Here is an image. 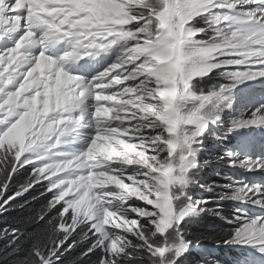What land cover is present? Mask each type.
<instances>
[{
	"label": "snow or ice",
	"instance_id": "snow-or-ice-1",
	"mask_svg": "<svg viewBox=\"0 0 264 264\" xmlns=\"http://www.w3.org/2000/svg\"><path fill=\"white\" fill-rule=\"evenodd\" d=\"M40 200L0 264H264V0H0V216Z\"/></svg>",
	"mask_w": 264,
	"mask_h": 264
},
{
	"label": "trees",
	"instance_id": "trees-1",
	"mask_svg": "<svg viewBox=\"0 0 264 264\" xmlns=\"http://www.w3.org/2000/svg\"><path fill=\"white\" fill-rule=\"evenodd\" d=\"M39 191L40 190L37 189V192L34 193V194L38 195ZM26 199L31 201V196H26ZM16 203H23V201L18 198ZM43 203H44L43 200H40L39 203L33 202L32 207L27 209V210H25V211H21L20 209L15 208V206H14L13 210H10L8 213L0 216V228H3L5 226H7V224L13 222L14 218H16V217H19L21 215H25L26 216L30 212H32L33 209H39V207ZM38 227H39L38 224L33 223V224L29 225V230H31L32 228H38ZM211 227L212 226L210 225V228ZM238 254H239V250H237V249H230V248H227V247H220V248H216L215 251H214V260L218 261V264H233V261H234V259H236V256ZM224 256L230 258V260H232V262L230 263L228 261V259H226V257H224ZM94 259L95 258L93 257V260ZM199 260H200V256L198 254H196V253L194 254L193 257L191 256V259H190L191 263H197V264H199ZM206 262L208 264H210L209 260H206ZM191 263H189V264H191Z\"/></svg>",
	"mask_w": 264,
	"mask_h": 264
},
{
	"label": "rangeland",
	"instance_id": "rangeland-1",
	"mask_svg": "<svg viewBox=\"0 0 264 264\" xmlns=\"http://www.w3.org/2000/svg\"><path fill=\"white\" fill-rule=\"evenodd\" d=\"M215 167H216V163H215V162H212V167H209L208 169H206V170H205L206 173L211 174L213 168H215ZM195 253L198 254V255L200 256L199 264H208V263L206 262V260H209V259H208L207 257L202 256V255L199 253V251H195V250H194L191 256L193 257ZM191 256L189 257V263H191V261H190ZM224 257H226V256H224ZM226 259H228V261H229L230 263L232 262V260H230V258L226 257ZM191 264H197V263H191Z\"/></svg>",
	"mask_w": 264,
	"mask_h": 264
}]
</instances>
